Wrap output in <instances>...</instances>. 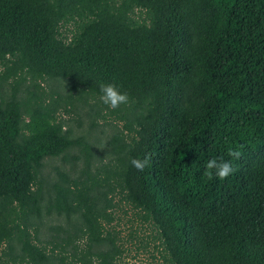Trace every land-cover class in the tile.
<instances>
[{
    "label": "trees",
    "instance_id": "obj_1",
    "mask_svg": "<svg viewBox=\"0 0 264 264\" xmlns=\"http://www.w3.org/2000/svg\"><path fill=\"white\" fill-rule=\"evenodd\" d=\"M0 69L15 82L0 98V264H123L112 193L151 230L134 237L153 264H264V0H0ZM26 75L99 98L113 84L133 118L105 178L53 186L45 215L66 224L45 245L43 160L78 147L88 164L92 147L17 98ZM211 159L235 171L210 180Z\"/></svg>",
    "mask_w": 264,
    "mask_h": 264
},
{
    "label": "rangeland",
    "instance_id": "obj_2",
    "mask_svg": "<svg viewBox=\"0 0 264 264\" xmlns=\"http://www.w3.org/2000/svg\"><path fill=\"white\" fill-rule=\"evenodd\" d=\"M138 16L136 12V17ZM72 30L73 26L69 24L61 32L69 37ZM14 85L12 79L0 84V98L7 99ZM17 98L39 99L43 107L55 111L56 119L69 138L83 137L92 147V157L88 164L78 147L68 150L66 156L46 157L43 160L38 178L39 181L42 180L43 191L42 226L39 228L38 238L45 245L50 234L49 228L66 224L63 216L45 215L44 205L49 197H54L53 186L58 184L66 187L72 185V182L90 184L86 171L97 180L105 178L107 170L114 167L120 155L119 145L127 146L133 136L132 132L124 129L127 124L126 117L130 121L133 118L126 114L123 106L116 110L108 109L99 97L70 80L44 78L33 81L26 75L25 81L19 84ZM116 136L121 137L117 143L114 141ZM109 196H114L113 201L116 204L113 209H109L115 217L111 225L120 234L126 250L123 264H153L150 252L136 250L137 239L134 237L136 235L150 240L151 230L139 223L130 206L120 201V195L112 193ZM131 233L133 237L130 236Z\"/></svg>",
    "mask_w": 264,
    "mask_h": 264
},
{
    "label": "clouds",
    "instance_id": "obj_3",
    "mask_svg": "<svg viewBox=\"0 0 264 264\" xmlns=\"http://www.w3.org/2000/svg\"><path fill=\"white\" fill-rule=\"evenodd\" d=\"M100 91L102 95L100 96V101L107 106L110 110H116L121 105H127L129 103V96L127 93H122L113 84L101 85ZM229 156L239 159L240 152L236 150H229ZM150 157H145L143 160L131 159V165L138 171H143L144 168L149 164ZM207 171L205 175L208 179H212L213 176L220 180L227 179L235 169L232 166L231 161L211 159L206 164Z\"/></svg>",
    "mask_w": 264,
    "mask_h": 264
}]
</instances>
